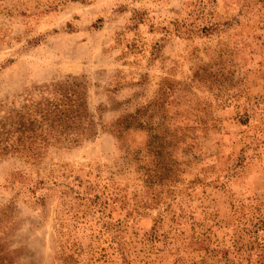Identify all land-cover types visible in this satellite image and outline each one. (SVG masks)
<instances>
[{"label":"rangeland","instance_id":"374dc122","mask_svg":"<svg viewBox=\"0 0 264 264\" xmlns=\"http://www.w3.org/2000/svg\"><path fill=\"white\" fill-rule=\"evenodd\" d=\"M65 79L95 135L0 161V264H264V0H0V106Z\"/></svg>","mask_w":264,"mask_h":264},{"label":"trees","instance_id":"16d2710c","mask_svg":"<svg viewBox=\"0 0 264 264\" xmlns=\"http://www.w3.org/2000/svg\"><path fill=\"white\" fill-rule=\"evenodd\" d=\"M38 96L17 106H0V161L15 156L34 164L49 148L70 147L95 135V123L75 79L55 83ZM150 105L155 104L112 122V131L119 135L132 126L143 127L140 117Z\"/></svg>","mask_w":264,"mask_h":264}]
</instances>
